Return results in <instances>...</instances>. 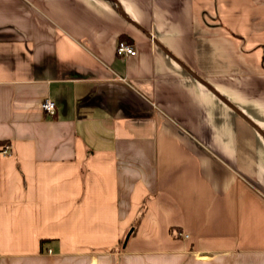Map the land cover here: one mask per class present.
<instances>
[{
	"label": "crops",
	"instance_id": "0c3cea01",
	"mask_svg": "<svg viewBox=\"0 0 264 264\" xmlns=\"http://www.w3.org/2000/svg\"><path fill=\"white\" fill-rule=\"evenodd\" d=\"M114 1L0 0V264H264V0Z\"/></svg>",
	"mask_w": 264,
	"mask_h": 264
},
{
	"label": "built area",
	"instance_id": "2783aa9c",
	"mask_svg": "<svg viewBox=\"0 0 264 264\" xmlns=\"http://www.w3.org/2000/svg\"><path fill=\"white\" fill-rule=\"evenodd\" d=\"M116 55L120 57H133L136 54L134 45L128 40L121 39L115 47ZM41 110L49 117L54 116L56 113V104L50 98L44 99L40 105ZM10 151V145H3L0 148V153L3 156H8Z\"/></svg>",
	"mask_w": 264,
	"mask_h": 264
},
{
	"label": "water",
	"instance_id": "95a60500",
	"mask_svg": "<svg viewBox=\"0 0 264 264\" xmlns=\"http://www.w3.org/2000/svg\"><path fill=\"white\" fill-rule=\"evenodd\" d=\"M111 1L115 2L114 0H111ZM115 3H116V2H115ZM121 14L123 15L122 10H121ZM201 82H202V81H201ZM202 83H203V82H202ZM203 84H204V83H203ZM257 131L260 132L258 129H257ZM260 133H261V135L264 136V134H263L262 132H260ZM129 233H130V232H128V233L125 235L126 237H125V240H124V245H125V243L127 242L128 238H129V236H128Z\"/></svg>",
	"mask_w": 264,
	"mask_h": 264
},
{
	"label": "rangeland",
	"instance_id": "374dc122",
	"mask_svg": "<svg viewBox=\"0 0 264 264\" xmlns=\"http://www.w3.org/2000/svg\"><path fill=\"white\" fill-rule=\"evenodd\" d=\"M128 232V231H127ZM124 244H122V246H123Z\"/></svg>",
	"mask_w": 264,
	"mask_h": 264
}]
</instances>
